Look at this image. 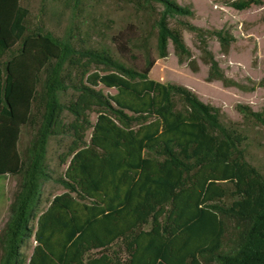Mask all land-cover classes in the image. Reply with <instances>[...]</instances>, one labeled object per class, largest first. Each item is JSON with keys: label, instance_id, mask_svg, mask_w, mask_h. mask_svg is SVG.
<instances>
[{"label": "trees", "instance_id": "1", "mask_svg": "<svg viewBox=\"0 0 264 264\" xmlns=\"http://www.w3.org/2000/svg\"><path fill=\"white\" fill-rule=\"evenodd\" d=\"M123 1L152 22L161 58L172 44L179 63L198 73L183 34L194 32L207 82L236 86L208 44L215 38L227 53L230 32L197 27L187 20L193 8L177 0ZM226 3L242 11L264 0ZM24 36L20 0H0V60L18 51L7 64L5 99L0 66V176L17 172L13 160L42 83L48 102L0 264H264V173L219 107L151 79L152 63L128 67L70 43L54 49L50 36L42 46ZM126 36H136L133 26ZM238 111L264 126V113L241 104ZM52 139L69 141L60 157L67 168L55 179L46 161ZM50 180L65 191L44 208Z\"/></svg>", "mask_w": 264, "mask_h": 264}, {"label": "rangeland", "instance_id": "2", "mask_svg": "<svg viewBox=\"0 0 264 264\" xmlns=\"http://www.w3.org/2000/svg\"><path fill=\"white\" fill-rule=\"evenodd\" d=\"M182 6L192 7L195 15L187 20L205 31L225 30L235 37L227 53L222 52L215 38L209 39V50L219 62L225 75L236 86L225 87L220 81L207 82L208 66L202 62L198 38L194 32H183L185 41L198 61L199 72L193 73L186 64H180L172 44L169 55L161 58L157 50V30L148 18L135 15L123 0H20L25 38H35L40 46L50 36L54 49L70 43L78 50L105 53L128 67L141 68L152 63L150 78L164 84L174 83L188 87L205 103L219 107L223 124L236 126L248 137L244 144L247 160L264 173V126L253 119L246 120L238 105H246L264 113V3L253 4L238 11L228 0H177ZM136 36L127 38L130 27ZM16 51L6 53L0 60L3 70V98L11 85L7 64ZM103 88V87H102ZM115 94L114 89L103 88ZM43 83L39 85L29 121L22 129L19 152L13 160L17 172L0 176V260L2 243L9 240L17 213V197L24 191V174L32 159L48 110ZM95 121V116H93ZM69 141L62 144L52 139L46 161L53 178L60 177L67 166L62 165L61 155ZM64 188L54 180L43 188V207L46 201L63 193ZM35 242L26 243L23 252L29 257Z\"/></svg>", "mask_w": 264, "mask_h": 264}]
</instances>
